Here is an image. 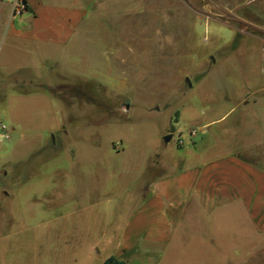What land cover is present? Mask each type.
Listing matches in <instances>:
<instances>
[{
  "label": "rangeland",
  "instance_id": "obj_1",
  "mask_svg": "<svg viewBox=\"0 0 264 264\" xmlns=\"http://www.w3.org/2000/svg\"><path fill=\"white\" fill-rule=\"evenodd\" d=\"M78 4L86 27L51 67L5 64L0 26V264H102L155 155L200 116L225 142L264 135V0Z\"/></svg>",
  "mask_w": 264,
  "mask_h": 264
},
{
  "label": "crops",
  "instance_id": "obj_2",
  "mask_svg": "<svg viewBox=\"0 0 264 264\" xmlns=\"http://www.w3.org/2000/svg\"><path fill=\"white\" fill-rule=\"evenodd\" d=\"M25 1L27 11L12 15L11 4L0 0L3 62L15 70L28 68L33 56L43 67L60 63L86 27L87 7L78 0ZM201 119L193 120L201 122L198 138L183 141L179 153L155 155L149 166L157 173L130 193L121 222L110 229L108 255L126 264H264V135L225 142V126L213 127L221 117Z\"/></svg>",
  "mask_w": 264,
  "mask_h": 264
},
{
  "label": "built area",
  "instance_id": "obj_3",
  "mask_svg": "<svg viewBox=\"0 0 264 264\" xmlns=\"http://www.w3.org/2000/svg\"><path fill=\"white\" fill-rule=\"evenodd\" d=\"M11 4V13L12 15H21L27 11V3L25 0H5ZM260 0H244L245 3H255ZM264 44V43H263ZM261 67L264 72V49H262V59ZM199 131L196 128H189L187 130V138L191 141V138H194ZM183 140L178 136L176 138V144H182Z\"/></svg>",
  "mask_w": 264,
  "mask_h": 264
},
{
  "label": "trees",
  "instance_id": "obj_4",
  "mask_svg": "<svg viewBox=\"0 0 264 264\" xmlns=\"http://www.w3.org/2000/svg\"><path fill=\"white\" fill-rule=\"evenodd\" d=\"M170 130H173L172 126L170 127ZM102 264H126V263L124 260L118 259L116 258V256L110 254L108 255V257H106L103 260Z\"/></svg>",
  "mask_w": 264,
  "mask_h": 264
},
{
  "label": "water",
  "instance_id": "obj_5",
  "mask_svg": "<svg viewBox=\"0 0 264 264\" xmlns=\"http://www.w3.org/2000/svg\"><path fill=\"white\" fill-rule=\"evenodd\" d=\"M262 49H264V46H263ZM170 137H171V133H170V132L166 133V134L163 136V138H164L165 141H168V140L170 139Z\"/></svg>",
  "mask_w": 264,
  "mask_h": 264
}]
</instances>
